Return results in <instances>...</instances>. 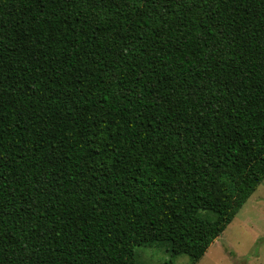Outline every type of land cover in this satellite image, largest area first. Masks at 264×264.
I'll list each match as a JSON object with an SVG mask.
<instances>
[{
  "label": "trees",
  "instance_id": "obj_1",
  "mask_svg": "<svg viewBox=\"0 0 264 264\" xmlns=\"http://www.w3.org/2000/svg\"><path fill=\"white\" fill-rule=\"evenodd\" d=\"M264 182V0H0V264H198Z\"/></svg>",
  "mask_w": 264,
  "mask_h": 264
},
{
  "label": "rangeland",
  "instance_id": "obj_2",
  "mask_svg": "<svg viewBox=\"0 0 264 264\" xmlns=\"http://www.w3.org/2000/svg\"><path fill=\"white\" fill-rule=\"evenodd\" d=\"M136 259L138 264H166L172 257L165 246H153L137 247ZM190 262L179 256L173 264ZM198 264H264V182Z\"/></svg>",
  "mask_w": 264,
  "mask_h": 264
}]
</instances>
